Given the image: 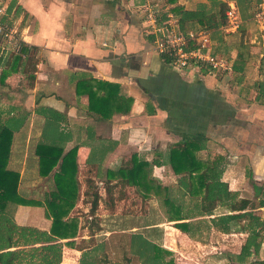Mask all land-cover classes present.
Listing matches in <instances>:
<instances>
[{
	"label": "crops",
	"instance_id": "obj_1",
	"mask_svg": "<svg viewBox=\"0 0 264 264\" xmlns=\"http://www.w3.org/2000/svg\"><path fill=\"white\" fill-rule=\"evenodd\" d=\"M213 2L224 3L225 10L235 8L243 22L238 31L244 42L225 45L227 34L220 27L211 33L192 19L186 21L189 31L205 33L210 52L230 65L243 52V70L235 72L232 65L222 72L172 66L155 50L154 39L160 34L147 27L145 10L154 6L157 25L169 21L177 29L183 10L209 12L218 8ZM0 8V21L34 49L33 68L27 73L33 75L31 84L18 70L0 80L3 120L20 122L11 137L6 168L18 173L21 198L34 203L13 205L18 225L48 230L51 224L42 204L53 178L39 174L35 153L45 120L40 111L45 108L55 112L69 134L63 153L77 146L76 205L87 200L80 181L84 171L106 173L136 156L153 163L152 176L158 179L162 170L170 169L160 157L167 156L170 146L188 140L201 141L197 154L204 159L223 156L221 179L230 190L253 203L264 202V94L254 86L264 77V52H253L251 39L253 30L264 32L251 20L252 0H0ZM258 42L264 45V35ZM9 49H0V56ZM254 69L256 76L249 82ZM108 97L117 105L108 117L89 110L91 98L106 102ZM128 98L132 102L126 110ZM253 190L254 198L245 196ZM20 214H25L23 221ZM236 234L242 235L221 232L227 237ZM238 252L227 253L229 264H238L229 260ZM255 258L264 264V243Z\"/></svg>",
	"mask_w": 264,
	"mask_h": 264
},
{
	"label": "trees",
	"instance_id": "obj_2",
	"mask_svg": "<svg viewBox=\"0 0 264 264\" xmlns=\"http://www.w3.org/2000/svg\"><path fill=\"white\" fill-rule=\"evenodd\" d=\"M216 3L218 8L206 12L205 10L186 11L179 15L177 30L182 33L189 32L187 20L197 21L205 30L215 33L219 27L225 24L224 14L226 5ZM7 11H10L8 7ZM6 17H4L5 20ZM1 20H3L1 18ZM34 49L20 42L0 56V80L4 79L11 71L28 73L33 68ZM165 58V57H164ZM246 59L243 52H239L231 62L233 71H242ZM207 68V67H206ZM8 69V70H7ZM209 69V68H208ZM28 84H31L33 75L27 74ZM255 88L264 94V77L257 80ZM110 98V102H107ZM127 108L132 98L127 99ZM117 106V105H116ZM115 101L112 97L104 100L89 102V110L96 111L102 117H108L109 111H114ZM119 107V106H118ZM117 107V109H118ZM5 110H0V264H59L62 260L63 246L77 247L80 250L77 264H103L100 256L104 253V241L94 242L92 245H74L76 237L77 222L70 218L69 214L79 198V183L76 179V152L77 146H73L63 153L64 143L68 138L64 129L59 125L54 111L45 108V120L41 127L40 138L36 144L35 153L38 157L39 174L52 176L53 188L44 205L45 214L51 219L48 230L39 229L34 226L18 225L13 219V205L31 204L29 200L22 199L18 193V173L6 168V159L9 151L11 137L20 122L12 121L8 124L3 120ZM8 121H10L8 119ZM11 124V125H10ZM201 149V141L188 140L177 142L170 146L167 156L160 157L162 164H167L177 176V191L180 203H176L175 212L178 217L174 220V226L189 237L201 239L199 236L202 218L206 212L222 210L220 212H232L231 220L220 223L217 229L223 233L245 231L246 238L239 252L229 256V260L238 264H246L251 256L258 257L261 244L264 243V217L248 214V211L256 207L255 203L239 195L238 191L230 190L228 183L221 179L224 168L222 155L204 159L197 153ZM58 169L53 170L55 166ZM99 166L97 169L99 170ZM153 163L145 159L132 156L122 162L119 167L106 171L104 187L106 193L112 190V177H120L122 184L142 185V196H155L170 204L173 209L174 201L170 198L169 188L152 176ZM54 171V172H53ZM92 179L88 180V186L84 191L87 196L91 194L89 212L93 214L98 206L100 194ZM92 186L93 190L89 191ZM187 195L192 205L186 207L182 204L183 197ZM88 201V200H86ZM34 204V203H33ZM12 205V206H11ZM261 201L259 206H263ZM248 218L244 228L240 224L241 218ZM95 225L96 222L93 221ZM99 227L97 225L98 230ZM61 239L64 241L62 242ZM14 247L13 249H10ZM129 251L137 255L141 264H163L160 260L157 245L142 232L130 234Z\"/></svg>",
	"mask_w": 264,
	"mask_h": 264
},
{
	"label": "rangeland",
	"instance_id": "obj_3",
	"mask_svg": "<svg viewBox=\"0 0 264 264\" xmlns=\"http://www.w3.org/2000/svg\"><path fill=\"white\" fill-rule=\"evenodd\" d=\"M250 28L253 29L254 27L251 26ZM252 32L254 34L251 38L254 41L252 51L255 53L264 52V45L258 42V39H261L264 34L258 33L256 30ZM239 35L240 31L224 36V40L227 42L225 45L237 44L239 41L244 42V34ZM247 40L249 41L248 38ZM247 43L249 44V42ZM222 47L224 46L222 45ZM2 53L4 54V52ZM261 66L264 68V60L261 62ZM249 74V82H251L253 80L251 78L256 76L255 69ZM16 79L13 82H16ZM3 99V97L0 98V100ZM92 171H84L80 176V181L83 191L88 186V180H93L100 194L98 206L91 214L89 209L92 196L88 194L86 197L84 194L88 201L75 205L69 217L77 222L74 245H92L91 237L95 240L94 242L104 241V253L100 256L103 264H141L138 256L129 251V234L133 230L142 232L157 245L159 257L163 264H229L227 255L233 251H238L246 238V233L243 230L240 231L242 235L236 234L227 237L226 235L222 236L217 229L220 223L231 220L232 212L230 211L213 210L206 212L202 217L206 222L203 221L200 225L199 236L201 239L191 238L176 228L174 223L177 221L174 219L178 217V214L175 212V207L176 203H180L176 190L177 176L168 167L162 170V174L157 178L163 186L169 188L170 198L175 202L173 209L169 203L153 195L143 197L141 184H122L118 180L120 177H112V190L110 193H106L102 181L106 178V173L103 170L102 174ZM248 182L251 183L250 180ZM91 190H93L92 186L89 188V191ZM252 192L245 193V196L254 198V190ZM182 202L185 207L192 205L187 195L183 197ZM255 204L257 208L249 210L248 214L252 213L263 218L264 209L259 206V200H256ZM24 218L25 214L19 215L20 221H23ZM37 218H39L38 214L35 223L39 224L40 218ZM247 220V217L239 220L243 228L246 226ZM93 221L97 223L98 230H96L97 225ZM90 233L94 235L90 237ZM79 254V251L64 245L63 258L60 263L77 264ZM248 264L263 263L252 255Z\"/></svg>",
	"mask_w": 264,
	"mask_h": 264
},
{
	"label": "built area",
	"instance_id": "obj_4",
	"mask_svg": "<svg viewBox=\"0 0 264 264\" xmlns=\"http://www.w3.org/2000/svg\"><path fill=\"white\" fill-rule=\"evenodd\" d=\"M252 3L251 20L261 32H264V0H252ZM1 11L2 9L0 8ZM225 17L226 22L220 26V30L224 34L237 32L243 22L235 8L232 6L227 8ZM145 19L147 27L154 33L160 34L154 39L156 52L168 59L172 66L179 69L205 66L209 68V71L221 72L230 70L231 65L225 59L217 57L210 52L205 33L191 31L182 33L174 29L169 21L162 22V25L158 26L157 13L154 6H149L145 10ZM197 40L198 44H196ZM20 42L17 31L0 21V49L15 47Z\"/></svg>",
	"mask_w": 264,
	"mask_h": 264
}]
</instances>
